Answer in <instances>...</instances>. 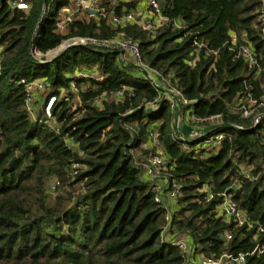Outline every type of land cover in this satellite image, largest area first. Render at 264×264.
<instances>
[{
    "label": "trees",
    "instance_id": "trees-1",
    "mask_svg": "<svg viewBox=\"0 0 264 264\" xmlns=\"http://www.w3.org/2000/svg\"><path fill=\"white\" fill-rule=\"evenodd\" d=\"M11 1H0V264H184L175 245L160 241L166 208L139 177L155 152L151 133L164 154L161 173L179 185L168 232L203 256L242 253V264H264V252H251L264 241L256 231L264 229V117L250 124L240 114L248 94L264 92L259 0H157L167 22L153 33L111 22L133 2H100L88 15L77 0H20L25 9ZM232 34L251 45L256 73L227 49ZM117 37L134 42L140 60L193 101L194 118L217 116L191 128L220 126L180 139L169 102L126 53L120 61L116 50L86 43L48 62L32 58L71 38ZM193 40L216 54L190 61ZM32 80L43 82L33 119L23 109ZM223 192L250 229L216 215Z\"/></svg>",
    "mask_w": 264,
    "mask_h": 264
},
{
    "label": "built area",
    "instance_id": "built-area-1",
    "mask_svg": "<svg viewBox=\"0 0 264 264\" xmlns=\"http://www.w3.org/2000/svg\"><path fill=\"white\" fill-rule=\"evenodd\" d=\"M133 2L135 5L134 10L126 12L120 16H111V22L116 25H123L126 23L137 24L141 30L153 33L158 27L167 22V18L161 13V9L157 0H121ZM76 3H83L77 0ZM9 6H15L19 9H25L26 5L20 0L11 1ZM89 8L94 12L99 11V4L96 0H89ZM257 24L258 34L260 40L264 43V0H259V6L257 9ZM175 25V24H174ZM68 41L78 42L79 44H94L101 47L114 49L118 52V58L122 61V54L126 53L131 57L133 64L139 74L144 77L151 86L156 90L158 95L167 99L169 107L174 112H177V123H184L191 127L190 121L194 123H200L208 119H213L217 116H210L207 118H194L192 116V100L186 99L178 90H176L161 74L156 70L149 67L147 64L140 60L137 45L131 42L127 38H114L107 41H95L93 39L86 38H71ZM227 49L233 53L234 57H240L249 67L255 69L254 73L258 70V61L256 55L249 43H237L235 34H232L227 40ZM191 60L194 61L200 55L216 54V50H210L202 41L193 40L191 44ZM81 75L80 73H76ZM70 88L74 90L73 84H70ZM25 96L23 99V109L33 119L36 114L33 108L34 93L43 89V82L39 80L27 81L24 84ZM120 94V91L117 92ZM247 106L240 107V114L243 117H249L250 124H255L261 117H264V111L259 112L258 108L264 106V92L257 98L247 95ZM55 101V96L50 95L43 101V114L46 117V122L50 123V107ZM235 111V110H234ZM179 126V125H178ZM236 127V126H235ZM179 127H177V130ZM197 136L202 132L197 127H193ZM176 132V131H175ZM182 138L181 136H179ZM219 135H215L211 141L219 139ZM150 144L155 148V152L149 155L143 164L139 177L142 180L153 183L151 187L152 198L154 201L164 202L163 206L166 208L164 221L165 224L160 232L159 239L163 242L172 243L181 252L184 257V264H242L243 254L237 253L235 255L229 252H222L217 256H203L194 252L191 249V245L188 243V239L185 236H179L177 234H170L168 232V218L169 213L172 211L173 202L179 194V185L174 179H169L161 173L164 165V154L157 146V140L154 133L150 134ZM233 184L232 186H234ZM52 190L53 184L48 185ZM211 197V193L207 191V198ZM216 215L220 216L225 221H232L236 226H242L245 229H250L251 224L243 217L242 211L237 207L236 203L230 198L228 193H221L220 199L215 205ZM257 232H263L264 229L261 226L256 227ZM230 235H226L225 239H229ZM256 240V239H254ZM251 252L260 253L264 252V241L256 244Z\"/></svg>",
    "mask_w": 264,
    "mask_h": 264
},
{
    "label": "water",
    "instance_id": "water-1",
    "mask_svg": "<svg viewBox=\"0 0 264 264\" xmlns=\"http://www.w3.org/2000/svg\"><path fill=\"white\" fill-rule=\"evenodd\" d=\"M1 1V0H0ZM86 3L82 4L83 5V10L88 14V15H93L94 14V10L89 8V1H85ZM66 41V44L63 45V41L60 42L59 45H57L55 48L49 50L46 52L44 59L40 60L37 56H32L33 59H35L37 62L43 63V62H48L53 60L56 56H58L59 54H61L66 48L73 46V45H77L79 44L78 42H70L68 40H64ZM63 45V46H60ZM177 112L174 111L173 113V119H172V126L174 128V130L177 133V136H181L182 140H186L185 137L186 135L192 134L195 132V130L191 127H189L186 124H181L179 129L177 130ZM220 126V123H214L211 124L209 126H207L206 128L202 129L201 132L204 133L205 131L209 130V129H213Z\"/></svg>",
    "mask_w": 264,
    "mask_h": 264
},
{
    "label": "rangeland",
    "instance_id": "rangeland-1",
    "mask_svg": "<svg viewBox=\"0 0 264 264\" xmlns=\"http://www.w3.org/2000/svg\"><path fill=\"white\" fill-rule=\"evenodd\" d=\"M96 1H98V0H96ZM100 1H104V0H100ZM62 11L64 12V11H66L65 9H62ZM64 44H66V41H63V45ZM63 45H60V46H63ZM172 119H173V117H172ZM178 125H180V121H179V123H177V127H178ZM194 136H195V133H192V134H189V135H186V139L188 140V141H191L192 139H194ZM196 145L197 144H195L194 145V149H195V147H196ZM198 146V145H197Z\"/></svg>",
    "mask_w": 264,
    "mask_h": 264
},
{
    "label": "crops",
    "instance_id": "crops-1",
    "mask_svg": "<svg viewBox=\"0 0 264 264\" xmlns=\"http://www.w3.org/2000/svg\"><path fill=\"white\" fill-rule=\"evenodd\" d=\"M80 1H82V3L85 4V3H86L85 1H89V0H80ZM115 1H116V0H104V1H100V0H98L97 2H98V3H100V2H109V3L113 4V3H115ZM125 56H127V55L124 53V57H125ZM172 112H173V111H172ZM173 113H174V112H173ZM181 124H183V123H180V125H181ZM180 125H179L178 127H180Z\"/></svg>",
    "mask_w": 264,
    "mask_h": 264
}]
</instances>
